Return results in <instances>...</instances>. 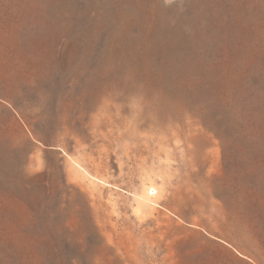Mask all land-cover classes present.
Listing matches in <instances>:
<instances>
[{
	"label": "rangeland",
	"instance_id": "374dc122",
	"mask_svg": "<svg viewBox=\"0 0 264 264\" xmlns=\"http://www.w3.org/2000/svg\"><path fill=\"white\" fill-rule=\"evenodd\" d=\"M0 264H264V0H0Z\"/></svg>",
	"mask_w": 264,
	"mask_h": 264
}]
</instances>
